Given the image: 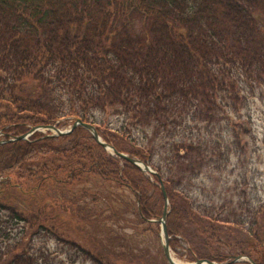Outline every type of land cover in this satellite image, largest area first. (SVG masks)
Here are the masks:
<instances>
[{"label":"trees","instance_id":"1","mask_svg":"<svg viewBox=\"0 0 264 264\" xmlns=\"http://www.w3.org/2000/svg\"><path fill=\"white\" fill-rule=\"evenodd\" d=\"M260 87L264 0H0V139L79 119L156 172L111 155L82 126L0 144V264H168L135 251L126 233L116 244L122 253L106 249L99 227L120 221L124 231L158 235L150 220L162 216L161 184L175 254L264 264V204L203 203L189 192L222 167L212 164L229 144L213 138L214 121L243 90ZM109 186L133 199L110 192L113 204L92 188ZM59 220L78 226L85 246L60 234ZM37 237L55 239L61 252L37 246Z\"/></svg>","mask_w":264,"mask_h":264},{"label":"rangeland","instance_id":"2","mask_svg":"<svg viewBox=\"0 0 264 264\" xmlns=\"http://www.w3.org/2000/svg\"><path fill=\"white\" fill-rule=\"evenodd\" d=\"M255 90L252 93L250 89L243 90L239 94L238 101L235 102L233 107L232 101H229L228 104L230 106L224 108L226 111L225 118L221 122L214 121L218 126L212 134L213 138L220 143H228L229 147L225 151H222L223 155L221 158L218 156L214 158L212 165H220L222 167L220 169L210 167L200 175L199 179L190 188V194H193L203 203L208 200L212 201V199L219 203L225 197H231L234 202L239 199L242 202L246 200L247 205L252 207H258L260 204H264V88L260 87ZM99 114L96 116L97 121L103 118L102 113ZM108 118V123H110V127L114 130L121 123L115 115ZM199 126L204 131V123H200ZM68 127L59 126L63 130L68 129ZM219 158L220 161L217 162ZM158 159L159 157H156L155 160ZM92 188L100 193L102 192L103 196L112 200L114 198L109 197L110 192H113L114 194L112 195L116 196L125 190L110 186L107 189L104 187ZM125 193L127 194V199H133L127 190H125ZM115 202L116 199L112 201L113 204ZM98 206L104 207L101 203H98ZM60 214L62 216L64 213ZM122 224L120 221L116 223V221L108 220L99 225L103 234L107 233V235H103L106 240L101 242L102 244L105 243L103 245L106 249H111L113 250L112 252L117 251L118 253H122L123 249L117 247L116 244L120 242L119 238L122 237V234L126 233L128 241L134 247L135 251L146 248L153 254H157L159 258H163L160 236L157 235L158 230L154 228L152 231L140 235L139 231L132 232L130 229H125L124 231ZM58 225H60L57 226L59 227L58 232L60 234L68 236L73 241L82 242L81 244L86 242L83 237H77L79 231H82L78 226L73 228L70 223L68 225L61 224L60 220ZM81 235L83 236V234ZM34 243L40 247L47 246L50 252H61V248L57 247L59 245L55 239H49L48 242L44 243L40 237H37L34 239ZM62 256L64 257L66 255L63 254ZM173 257L181 264L190 263L188 262L189 260L183 259L184 257H179L177 254L173 253ZM75 264L92 263L79 260Z\"/></svg>","mask_w":264,"mask_h":264},{"label":"water","instance_id":"3","mask_svg":"<svg viewBox=\"0 0 264 264\" xmlns=\"http://www.w3.org/2000/svg\"><path fill=\"white\" fill-rule=\"evenodd\" d=\"M77 126H82L86 130H88L92 134L94 140L98 144H100L105 150H107L111 155L118 156V157L128 161L130 164L141 169L142 171L149 172L152 174H156L153 170H151V168L149 166H147L142 161H140L138 159L131 158L124 153H120L117 150H115L112 146L103 142L101 140V138L99 137L97 131L95 130V128L92 125L87 124V123H83L79 119L75 120L74 123L72 124V126L68 130H65V131H61L57 127L52 126V125L51 126H36V127H32L30 129V131L27 132L26 134L14 137V138H12L10 140H6V141L1 140L0 144H3L5 142L18 141V140H27L28 137L31 136L32 134H34L36 132H42V131H47L49 133H52V135H47L45 137L63 136V135L70 134ZM161 192H162V196H163V200H164L163 212H162V217L160 219L155 220V222L160 224V234L159 235H160V240H161V244H162V248H163V253H164V256H165V258L169 264H181L173 258V255H172V252H171V249L169 246L170 238H169V235L167 232V217H168L169 200H168V196L165 192L163 185H161ZM242 260L248 261L250 264H255L251 259H249L248 257H244V256L234 257L232 259V263L239 262ZM188 264H215V263L210 262L208 260L196 259L193 263H188Z\"/></svg>","mask_w":264,"mask_h":264}]
</instances>
